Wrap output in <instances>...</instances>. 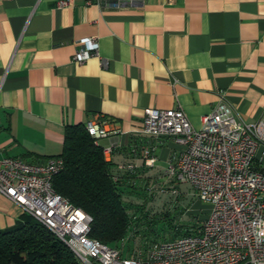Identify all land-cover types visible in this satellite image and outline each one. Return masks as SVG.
<instances>
[{"label":"crops","instance_id":"crops-1","mask_svg":"<svg viewBox=\"0 0 264 264\" xmlns=\"http://www.w3.org/2000/svg\"><path fill=\"white\" fill-rule=\"evenodd\" d=\"M82 37L97 53L78 63ZM219 92L245 120L264 116V0H0V158L56 156L65 125L100 117L114 132L97 144L123 187L171 183L175 146L139 133L143 110L176 106L197 128ZM24 215L0 195V229Z\"/></svg>","mask_w":264,"mask_h":264},{"label":"built area","instance_id":"built-area-1","mask_svg":"<svg viewBox=\"0 0 264 264\" xmlns=\"http://www.w3.org/2000/svg\"><path fill=\"white\" fill-rule=\"evenodd\" d=\"M95 2L120 8L143 0ZM76 44L72 61L80 63L97 53L92 38H79ZM108 125L105 118L97 117L87 120L84 127L97 144L99 138L114 132ZM139 133L152 143L170 140L175 154L165 169L171 180L167 190L174 192L185 182L205 205L200 222L185 234L138 243L128 233L113 246L88 237L90 216L52 188V178L62 168L58 156L34 162L19 156L1 157L0 195L51 232L77 264H264V116L245 120L219 92L211 111L200 116L197 128L190 126L176 106L145 108ZM153 149V145L137 149L144 166L154 165Z\"/></svg>","mask_w":264,"mask_h":264},{"label":"trees","instance_id":"trees-1","mask_svg":"<svg viewBox=\"0 0 264 264\" xmlns=\"http://www.w3.org/2000/svg\"><path fill=\"white\" fill-rule=\"evenodd\" d=\"M56 156L61 158L62 168L53 176L52 188L90 216L88 237L111 246L129 232L133 237L139 236L141 241H156L164 237L152 233L150 228L165 215H148L140 204L124 201L122 184L112 179L114 175L102 147L93 143L84 124L64 126L61 151ZM201 214L204 215V211ZM198 223L194 221L180 230L175 227L173 234L168 236L173 238L185 234ZM0 264L77 262L61 241L26 214L12 226L0 229Z\"/></svg>","mask_w":264,"mask_h":264},{"label":"rangeland","instance_id":"rangeland-1","mask_svg":"<svg viewBox=\"0 0 264 264\" xmlns=\"http://www.w3.org/2000/svg\"><path fill=\"white\" fill-rule=\"evenodd\" d=\"M163 177H166V174ZM166 180L155 186L149 187L147 185L146 188L143 185L138 186L136 183L123 187L124 201L140 204L143 207L142 209L147 211L148 215L153 214L155 217L165 215L162 219L166 220L163 221L158 218L150 228L152 233L164 236L173 234L175 227H178L180 230L185 226H190L194 221L200 222L202 216H204L201 212L205 209L200 202L196 201L187 183L181 182L174 192H169L167 189L171 183L166 182ZM159 185L164 187L165 190L163 192L158 191ZM144 232H146V229H144ZM136 236L134 238L139 243V236ZM130 237H132L131 233ZM128 241H132V238H129Z\"/></svg>","mask_w":264,"mask_h":264}]
</instances>
